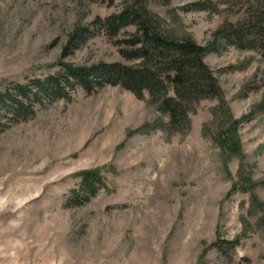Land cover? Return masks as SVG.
<instances>
[{"label": "rangeland", "instance_id": "rangeland-1", "mask_svg": "<svg viewBox=\"0 0 264 264\" xmlns=\"http://www.w3.org/2000/svg\"><path fill=\"white\" fill-rule=\"evenodd\" d=\"M125 1L0 0V264H264V52L221 35L257 0L148 2L167 34L213 49L222 96L193 105L185 133L120 87L31 98L25 120L5 99L62 64L134 65L94 26ZM90 171L105 187L75 203Z\"/></svg>", "mask_w": 264, "mask_h": 264}, {"label": "trees", "instance_id": "trees-1", "mask_svg": "<svg viewBox=\"0 0 264 264\" xmlns=\"http://www.w3.org/2000/svg\"><path fill=\"white\" fill-rule=\"evenodd\" d=\"M101 1L111 6L116 0ZM148 2L168 6L171 0H127L119 13L94 22L95 27L114 41L122 59L135 62L134 65L100 63L74 67L62 64L56 76L36 81L32 88L18 85L13 88V93H5V99L13 103L17 115L24 120L32 115L31 98L36 102L41 99L68 100L67 89L81 88L89 95L110 86L120 87L139 100L147 96L149 103L168 118L166 130L169 133L189 131L191 107L203 100H220L222 96L218 79L205 63V57L213 49L198 45L190 37L167 34L161 20L148 10ZM255 7L256 11L247 21L221 35L238 49L264 52V0H257ZM131 27L135 29L133 34L115 40L122 30ZM87 33H90L89 28L76 30L69 41L70 47L82 42ZM70 47L66 48L63 57ZM78 177L81 190L72 191L75 203L93 198L105 187L98 172H82ZM222 243L234 248L237 242Z\"/></svg>", "mask_w": 264, "mask_h": 264}]
</instances>
